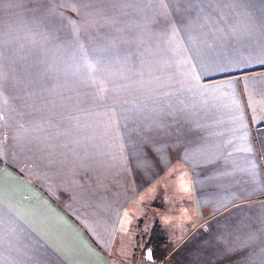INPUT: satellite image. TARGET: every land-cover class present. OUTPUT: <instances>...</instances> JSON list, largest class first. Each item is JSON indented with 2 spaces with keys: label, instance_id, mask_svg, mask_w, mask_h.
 Masks as SVG:
<instances>
[{
  "label": "crops",
  "instance_id": "obj_1",
  "mask_svg": "<svg viewBox=\"0 0 264 264\" xmlns=\"http://www.w3.org/2000/svg\"><path fill=\"white\" fill-rule=\"evenodd\" d=\"M155 225L137 264H264V0H0V264Z\"/></svg>",
  "mask_w": 264,
  "mask_h": 264
},
{
  "label": "trees",
  "instance_id": "obj_2",
  "mask_svg": "<svg viewBox=\"0 0 264 264\" xmlns=\"http://www.w3.org/2000/svg\"><path fill=\"white\" fill-rule=\"evenodd\" d=\"M167 245L168 243L166 242V238L163 236V233L159 229L158 225H155L152 229V235L147 247L152 249L155 263L162 261L166 257L169 251V247H167ZM155 252H157V256H154Z\"/></svg>",
  "mask_w": 264,
  "mask_h": 264
},
{
  "label": "rangeland",
  "instance_id": "obj_3",
  "mask_svg": "<svg viewBox=\"0 0 264 264\" xmlns=\"http://www.w3.org/2000/svg\"><path fill=\"white\" fill-rule=\"evenodd\" d=\"M56 6V5H55ZM71 6V5H70ZM110 23V21H109ZM109 28H111L109 24ZM145 232V228L139 230L140 240L138 243H135L132 247V250H128V255L125 257V264H137L140 261V258L144 259L146 257V251L149 249L147 248L148 245H145L142 242V234ZM170 245L168 244L167 247ZM135 252V253H133ZM154 256H157V252L154 253Z\"/></svg>",
  "mask_w": 264,
  "mask_h": 264
},
{
  "label": "water",
  "instance_id": "obj_4",
  "mask_svg": "<svg viewBox=\"0 0 264 264\" xmlns=\"http://www.w3.org/2000/svg\"><path fill=\"white\" fill-rule=\"evenodd\" d=\"M146 259L149 262H154L153 251L150 248L146 251Z\"/></svg>",
  "mask_w": 264,
  "mask_h": 264
}]
</instances>
